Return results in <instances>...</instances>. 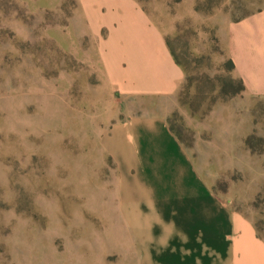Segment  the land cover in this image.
Returning <instances> with one entry per match:
<instances>
[{
    "label": "rangeland",
    "instance_id": "rangeland-1",
    "mask_svg": "<svg viewBox=\"0 0 264 264\" xmlns=\"http://www.w3.org/2000/svg\"><path fill=\"white\" fill-rule=\"evenodd\" d=\"M137 1L185 71L171 129L264 239V100L219 94L234 75L220 32L258 0ZM95 46L80 0H0V264H118L96 214L97 174L114 168L98 148L107 94ZM221 103L244 136L231 152L208 142Z\"/></svg>",
    "mask_w": 264,
    "mask_h": 264
},
{
    "label": "crops",
    "instance_id": "crops-1",
    "mask_svg": "<svg viewBox=\"0 0 264 264\" xmlns=\"http://www.w3.org/2000/svg\"><path fill=\"white\" fill-rule=\"evenodd\" d=\"M96 41L107 94L99 151L113 163L97 221L113 232L118 264H264V239L250 218L216 191L170 127L185 79L166 33L137 0H80ZM220 37L243 95L264 100V0ZM226 103L210 115V146L244 142ZM96 167H104L97 161ZM106 244V243H105Z\"/></svg>",
    "mask_w": 264,
    "mask_h": 264
},
{
    "label": "trees",
    "instance_id": "trees-1",
    "mask_svg": "<svg viewBox=\"0 0 264 264\" xmlns=\"http://www.w3.org/2000/svg\"><path fill=\"white\" fill-rule=\"evenodd\" d=\"M176 61L180 64V62L177 59H176ZM228 64H229L230 69L232 70V72L234 74L235 65L230 58L228 60ZM228 83L230 86L229 91L226 90V87H224L223 84H222L221 89H220V93H219L220 97H222L224 99L229 98V97H233V96L238 95V94H244V92L246 91V88H245V85H244L242 79L237 77L235 74L229 78Z\"/></svg>",
    "mask_w": 264,
    "mask_h": 264
}]
</instances>
